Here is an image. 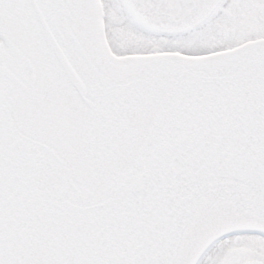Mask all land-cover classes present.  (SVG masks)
Instances as JSON below:
<instances>
[{
  "label": "snow or ice",
  "instance_id": "snow-or-ice-1",
  "mask_svg": "<svg viewBox=\"0 0 264 264\" xmlns=\"http://www.w3.org/2000/svg\"><path fill=\"white\" fill-rule=\"evenodd\" d=\"M0 264H264V0H0Z\"/></svg>",
  "mask_w": 264,
  "mask_h": 264
}]
</instances>
